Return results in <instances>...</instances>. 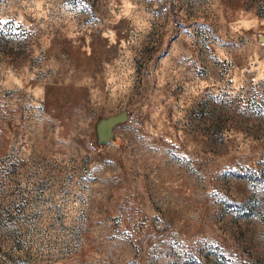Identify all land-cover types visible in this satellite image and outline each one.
Instances as JSON below:
<instances>
[{"label": "rangeland", "instance_id": "obj_1", "mask_svg": "<svg viewBox=\"0 0 264 264\" xmlns=\"http://www.w3.org/2000/svg\"><path fill=\"white\" fill-rule=\"evenodd\" d=\"M0 21V264H264V0Z\"/></svg>", "mask_w": 264, "mask_h": 264}, {"label": "water", "instance_id": "obj_2", "mask_svg": "<svg viewBox=\"0 0 264 264\" xmlns=\"http://www.w3.org/2000/svg\"><path fill=\"white\" fill-rule=\"evenodd\" d=\"M126 119V114L125 113H121L118 114L116 116H112L110 118H108L105 122H104V126L105 128H109L112 124L116 123V122H121L124 121Z\"/></svg>", "mask_w": 264, "mask_h": 264}, {"label": "snow or ice", "instance_id": "obj_3", "mask_svg": "<svg viewBox=\"0 0 264 264\" xmlns=\"http://www.w3.org/2000/svg\"><path fill=\"white\" fill-rule=\"evenodd\" d=\"M4 23V21H0V25H2Z\"/></svg>", "mask_w": 264, "mask_h": 264}]
</instances>
